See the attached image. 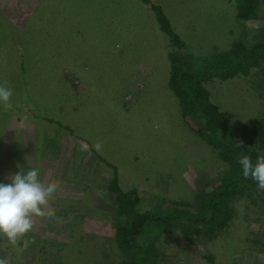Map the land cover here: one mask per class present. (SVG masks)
Listing matches in <instances>:
<instances>
[{
	"label": "rangeland",
	"instance_id": "rangeland-1",
	"mask_svg": "<svg viewBox=\"0 0 264 264\" xmlns=\"http://www.w3.org/2000/svg\"><path fill=\"white\" fill-rule=\"evenodd\" d=\"M151 5L183 48L159 29ZM236 13L237 0H0V85L13 90L12 107L0 104V183L21 168L59 182L54 217L37 219L18 247L0 237V257L116 264L114 176L122 191L138 194L139 210L190 202L219 184L230 165L182 117L168 53L193 71L234 40L250 43L264 29V0L253 19ZM203 86L230 121L264 116L262 62ZM232 203L233 218L212 240L190 244L174 233L157 243L160 263L264 264V190Z\"/></svg>",
	"mask_w": 264,
	"mask_h": 264
},
{
	"label": "trees",
	"instance_id": "trees-1",
	"mask_svg": "<svg viewBox=\"0 0 264 264\" xmlns=\"http://www.w3.org/2000/svg\"><path fill=\"white\" fill-rule=\"evenodd\" d=\"M259 1L237 0L236 18L240 21L253 19ZM151 9L155 11L159 29L176 47L183 48L168 27L162 9L155 5H151ZM260 31L250 43L234 40L238 42L233 41L228 50L213 54L193 71L177 64L179 57L174 51L168 53V85L179 101L182 117L197 124V134L218 151L220 159L229 164L230 169L225 170L215 188L197 191L190 202L164 200L163 208L153 206L147 210L137 209L138 194L134 189L122 191L114 176L108 190L114 195V240L121 253L116 264H161L163 252L157 243L167 242L174 233H181L190 244L212 240L233 218L232 200L244 195L251 197L257 192V182L243 177L238 161L247 155L255 162L258 155H264V116H257L250 123L230 121L225 112L211 103L203 81L215 76L229 79L239 74L248 75L252 68L264 63V29ZM231 137L238 141L234 142ZM239 140L243 143L239 144Z\"/></svg>",
	"mask_w": 264,
	"mask_h": 264
},
{
	"label": "clouds",
	"instance_id": "clouds-1",
	"mask_svg": "<svg viewBox=\"0 0 264 264\" xmlns=\"http://www.w3.org/2000/svg\"><path fill=\"white\" fill-rule=\"evenodd\" d=\"M12 96L10 87L0 85V104L10 109ZM102 146L100 141L93 145L98 152ZM81 150L88 151V145L82 143ZM238 163L242 166L243 177L256 181L258 188L264 190V155H258L255 162L250 156L243 155ZM8 180V183H0V237L7 239L13 247H18L21 240L33 230L37 219L54 217L51 199L59 189V182L42 178L39 168L27 171L21 168ZM0 264H10V261L0 257Z\"/></svg>",
	"mask_w": 264,
	"mask_h": 264
}]
</instances>
